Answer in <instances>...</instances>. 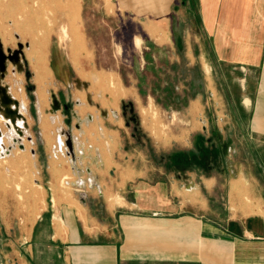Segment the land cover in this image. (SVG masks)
Returning <instances> with one entry per match:
<instances>
[{
  "label": "rangeland",
  "instance_id": "1",
  "mask_svg": "<svg viewBox=\"0 0 264 264\" xmlns=\"http://www.w3.org/2000/svg\"><path fill=\"white\" fill-rule=\"evenodd\" d=\"M102 1L80 0L83 38L73 49L61 24L50 27L51 14L61 8L46 9L47 27L30 34L22 25L24 16L20 13H29L28 19L38 22L29 7L32 0H0V39L5 52L8 48L18 49L19 43L24 45V57L19 60L23 71L7 72L5 78H0V85L9 94L7 85L14 93L20 87L17 93L24 96L28 106L21 124L26 152L19 145L7 156L0 151V214L14 218L26 234L41 209L37 190L40 175L44 178L61 173V187L83 196L84 202L92 205L94 215L108 220L103 200L87 193L92 183L87 178L88 158L83 153L101 138L107 148L104 172L126 176L123 167L137 165L144 176L153 174L155 180L163 178L172 187L175 185L169 199L176 203L188 194L186 187H194L187 198L191 203L185 205L192 218L202 214L204 220L223 223L239 211L245 215L264 214L261 200L252 196L253 190L263 193L260 185H264V165H255L253 159L264 160V147L231 148L228 130L232 120L224 98L231 86L211 85L213 74L204 81L209 87L204 86V70L193 57L182 58L173 36L164 37L171 38V47L156 46L157 32H150L130 14L116 12L108 4L105 7ZM9 9H13V16H9ZM42 34L48 38V71L44 72L40 89L28 52L35 45L33 37ZM9 66L15 65L9 62ZM8 121L0 110V140L7 147L18 136ZM220 129L228 130L223 133ZM233 140L239 145L244 142L239 133ZM110 149L115 156L112 164ZM253 178L259 180L258 185ZM127 195L131 197L132 193ZM106 199L118 201L120 194L107 193ZM183 215L187 214L174 216ZM20 229H9L11 245L3 230L0 264H13L6 257L13 246L24 254ZM14 238L18 242L12 244Z\"/></svg>",
  "mask_w": 264,
  "mask_h": 264
},
{
  "label": "crops",
  "instance_id": "2",
  "mask_svg": "<svg viewBox=\"0 0 264 264\" xmlns=\"http://www.w3.org/2000/svg\"><path fill=\"white\" fill-rule=\"evenodd\" d=\"M102 3L132 15L150 32H157L156 46L171 47V38H166L173 36L182 58L193 57L204 70V86L209 87L204 81L210 74L211 85L231 86L224 98L232 125L230 130L220 131L230 132L231 148L264 147V0ZM236 133L243 136L241 145L233 140ZM101 140L83 153L88 158L87 178L92 183L87 193L103 200L108 220L94 215L83 196L63 189L61 173L44 178L40 175L37 190L41 209L26 234L14 218L0 214L2 244L3 230L8 245L9 229L21 231L24 254L14 246L6 253L13 264H264V214L239 211L223 223L204 220L202 214L192 218L185 205L191 203L187 198L194 187H184L188 194L176 203L169 199L175 185L163 178L155 180L153 174L144 176L137 165L123 167L125 175L131 177L104 172L107 148ZM112 154L110 149L111 164L115 159ZM253 163L263 166L264 160L254 158ZM253 181L259 184L258 179ZM260 186L263 193L253 190L252 196L261 200L264 212V185ZM115 192L120 200L106 199L107 193ZM16 241L14 238L12 244Z\"/></svg>",
  "mask_w": 264,
  "mask_h": 264
},
{
  "label": "bare ground",
  "instance_id": "3",
  "mask_svg": "<svg viewBox=\"0 0 264 264\" xmlns=\"http://www.w3.org/2000/svg\"><path fill=\"white\" fill-rule=\"evenodd\" d=\"M11 3L12 2H9V5ZM29 7L33 10L34 16H36L39 19L37 23L36 22L34 23V21L28 19V16L30 15L29 13H28V15H27V13L24 14L23 12L20 13V14H22V16H24V21H23L22 25L23 24L25 25L24 28L30 34L34 33V31L36 32V29L38 31V29H42V28L47 27V20H46V18H44V12L46 11V9H51V10L54 11L57 8H61L60 9L61 11L54 12L53 14H51V17L49 19L50 27H52V29H53L54 26H57L58 24H61V28L63 30V34H65L66 36H69V38L71 39V43L70 44L72 45L73 49H75L76 46L78 47V45L82 42L83 35H82L81 30H80V22H81L80 0H32V3L30 4ZM13 12H14L13 9H11V10L9 9V16H13ZM34 26H35V28H34ZM54 38H55V36H54ZM32 40L35 43V45L33 46L32 49H30V51L28 52V55H29L30 59L32 61H34V68L36 70L34 76H35V79H36V82H37L38 86L41 89L43 87L42 85H43V79H44V72L47 70V68H46V54H47V47H48V38L46 37L45 34H42L39 37L38 36L37 37H33ZM25 46L27 48H29V45H25ZM14 65L15 66H9L8 69H7V72L17 73L18 71H23V69H24L23 62H19V63H16ZM94 78H96V77H94ZM7 87H8V90L10 91V94L8 93V91H7V93L13 99V102L11 103V107L17 109L19 111V113L22 115L21 117H16L15 122H12V120L9 119L8 124L9 125L13 124L16 132L18 133V136L16 137V140L17 141H21L22 134L19 133V130L22 131V129H23V128H21V124H23L22 123L23 112L24 111L25 112L28 111L27 110V107H28L27 106V102L24 99L23 95L17 93L18 91H20V87H18V89H17L18 91L16 93H14L12 86L7 85ZM43 95H44V91L41 90L40 91V96L42 97ZM40 96H39V105L41 106V102L40 101L42 99H40ZM15 97H18V99H16ZM36 101H38V100H36ZM56 105H58V103H56ZM52 119H54V118H52ZM52 122H53V120H52ZM0 134H1V130H0ZM1 148L5 149V148H8V147L0 140V149ZM18 148H19V146H18ZM21 150H23L22 152H26L27 147L25 146V148L21 149ZM25 176H27V175H25ZM31 179H32V177H31ZM32 182H34V181H32ZM43 188H44V186H43ZM35 216H34V218H35Z\"/></svg>",
  "mask_w": 264,
  "mask_h": 264
},
{
  "label": "water",
  "instance_id": "4",
  "mask_svg": "<svg viewBox=\"0 0 264 264\" xmlns=\"http://www.w3.org/2000/svg\"><path fill=\"white\" fill-rule=\"evenodd\" d=\"M19 48L12 50L11 48L7 49V52H5L3 48L2 41L0 39V78H5L7 74L8 64L9 62H13V64H16L19 62L21 57H24V45L22 43H19ZM13 102V99L11 96L7 93L6 87L3 85H0V110H4V118L11 119L12 122H15L16 117H21L22 115L19 113V111L15 108L11 107V103ZM19 133L23 134V131L19 130ZM14 143H18L19 147L21 149H24V143L22 141L13 140ZM68 145L70 149H72L71 142H68ZM12 147L9 146L8 149H6V152L9 153L10 149Z\"/></svg>",
  "mask_w": 264,
  "mask_h": 264
},
{
  "label": "built area",
  "instance_id": "5",
  "mask_svg": "<svg viewBox=\"0 0 264 264\" xmlns=\"http://www.w3.org/2000/svg\"><path fill=\"white\" fill-rule=\"evenodd\" d=\"M16 145H19L18 143H14L13 145H9V146H11L12 148L10 149V151H9V153H7L6 152V149H8L9 148V146H8V148H6V149H2L1 148V155L3 156V155H9L10 153H11V151L15 148V146ZM25 146V145H24ZM20 148V147H19ZM80 153H82V151H80ZM80 181H81V179H80Z\"/></svg>",
  "mask_w": 264,
  "mask_h": 264
}]
</instances>
